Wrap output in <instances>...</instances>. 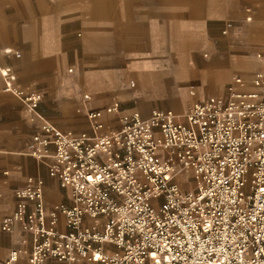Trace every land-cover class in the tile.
I'll list each match as a JSON object with an SVG mask.
<instances>
[{"label":"built area","instance_id":"2783aa9c","mask_svg":"<svg viewBox=\"0 0 264 264\" xmlns=\"http://www.w3.org/2000/svg\"><path fill=\"white\" fill-rule=\"evenodd\" d=\"M0 72L3 89L41 120L26 153L72 200L47 206L39 177L18 189L0 227L31 233L29 264H264V64L250 90L235 77L225 97L196 100L183 116L135 112L104 133L99 110L87 113L92 133L58 128L38 112L40 92L14 83L9 67ZM17 258L12 250L0 264Z\"/></svg>","mask_w":264,"mask_h":264},{"label":"crops","instance_id":"0c3cea01","mask_svg":"<svg viewBox=\"0 0 264 264\" xmlns=\"http://www.w3.org/2000/svg\"><path fill=\"white\" fill-rule=\"evenodd\" d=\"M263 53L264 0H0V69L40 92L38 112L62 130L92 133L89 110L101 112V133L135 112L183 116L196 100L225 97L235 77L245 81L236 88L250 90ZM3 85L0 72V226L28 178L43 180L47 206L72 203L70 190L26 153L40 118L32 121ZM58 218L64 230L63 214ZM32 245L20 225L0 227V259L16 250L14 264H29Z\"/></svg>","mask_w":264,"mask_h":264},{"label":"rangeland","instance_id":"374dc122","mask_svg":"<svg viewBox=\"0 0 264 264\" xmlns=\"http://www.w3.org/2000/svg\"><path fill=\"white\" fill-rule=\"evenodd\" d=\"M108 1H110V0H108ZM111 1H113V0H111ZM186 188H189L190 187V185H187V186H185Z\"/></svg>","mask_w":264,"mask_h":264}]
</instances>
